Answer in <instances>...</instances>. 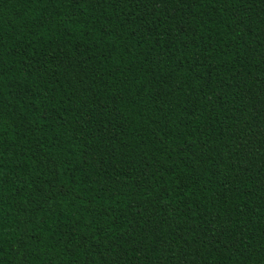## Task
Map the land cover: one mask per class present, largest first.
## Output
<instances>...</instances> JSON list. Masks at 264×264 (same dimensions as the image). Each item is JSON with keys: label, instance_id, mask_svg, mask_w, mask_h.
<instances>
[{"label": "trees", "instance_id": "16d2710c", "mask_svg": "<svg viewBox=\"0 0 264 264\" xmlns=\"http://www.w3.org/2000/svg\"><path fill=\"white\" fill-rule=\"evenodd\" d=\"M0 264H264V0H0Z\"/></svg>", "mask_w": 264, "mask_h": 264}]
</instances>
